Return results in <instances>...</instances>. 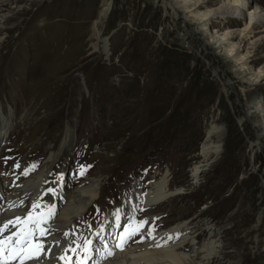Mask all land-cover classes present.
Returning <instances> with one entry per match:
<instances>
[{
    "label": "rangeland",
    "instance_id": "1",
    "mask_svg": "<svg viewBox=\"0 0 264 264\" xmlns=\"http://www.w3.org/2000/svg\"><path fill=\"white\" fill-rule=\"evenodd\" d=\"M244 1L264 12V0ZM218 5L204 0L202 10ZM164 6L0 0V183L2 173L23 168L27 176L18 172L11 191L52 154L50 180L74 165L86 175L65 193L97 180L84 217L117 204L108 223L127 203L138 208L135 182L146 192L165 175L180 190L142 215L148 224L165 229L185 219L197 241L220 226L211 264H264V24L252 21L241 35L249 19L233 6L222 17L213 11L202 35ZM215 37L225 50L215 49ZM212 122L226 128L221 151L193 178ZM66 131L73 135L64 146Z\"/></svg>",
    "mask_w": 264,
    "mask_h": 264
},
{
    "label": "bare ground",
    "instance_id": "2",
    "mask_svg": "<svg viewBox=\"0 0 264 264\" xmlns=\"http://www.w3.org/2000/svg\"><path fill=\"white\" fill-rule=\"evenodd\" d=\"M163 1L165 2V10L168 13L169 9V15H171L172 18H178L182 15L184 21H193L195 24H198V31L202 35L207 33L205 25L210 20L213 11L216 12L218 18L232 10L233 6L242 7L241 9L244 10V13L249 19L248 24L241 29V35L246 36V34L251 33L250 23L252 21L264 24L263 10L259 9L257 6L249 11L246 10L248 3L244 0H218L219 5L216 8L204 10H202V8L205 7L204 0ZM103 10L108 12L109 7H105ZM229 33L230 32H227V35ZM104 38L106 40V37ZM215 39V49L219 51L225 50L226 42H223L222 39L218 37H215ZM104 45V43L101 44L102 49ZM103 51L108 53L107 43L106 49H103ZM244 74L241 78L245 77ZM246 82L245 80V83ZM263 133L264 127L262 128V134ZM225 134L226 128L216 123L212 122L206 127L205 138L201 143L200 149L201 160L194 163L190 169L193 178H197L204 167L213 161L217 154H219ZM72 135V131H66L61 144L65 146L70 142L72 140ZM258 144L259 140L256 139L254 142L253 139L251 144L252 149L256 148ZM55 159L56 156L54 157L52 154L49 155L46 162L37 169L31 177L23 181L19 180L17 183L13 184L11 191H9L7 187L12 183L9 182L5 184L4 180L3 183H0V223L11 217H21L24 219L26 215L36 210V207H33L34 205L43 209L51 203L52 199L50 195L44 193V191L53 187L51 184L52 178L50 180L48 174L49 170L55 166ZM55 173L56 172H54V174ZM98 185L97 180H93V182L88 185H78L73 192L65 193L63 189L62 191L58 189V193L62 198V205H64L65 202L66 204L60 211L59 207H62V205L56 208V214L51 223L49 236L45 242L41 243L43 246L45 244L50 245V252L47 255V259L45 257L39 264H55V256L63 253L67 240L70 238V235L65 232L68 230L70 234L74 233L69 228L70 223L87 211L88 203H91L99 192ZM178 189L180 190V188L169 189L166 176L163 175L159 181L152 182L150 188L147 189L146 192L139 189L133 191L131 200L137 204L143 203L145 206L157 205L166 198L175 195L173 191H178ZM63 193H65L64 197L66 201L63 199ZM126 199L127 196L123 201ZM129 205L133 204L129 202L124 206L127 208ZM133 208L136 212L137 208L134 206ZM113 212L116 216L119 210ZM143 220L145 221V219ZM105 224H107L106 221ZM147 225H149L148 222ZM219 227L209 225L208 236L201 241H197L196 238L199 233L195 234L190 231L188 221L184 219L169 228L157 230L154 233L152 232L144 242L133 245L131 248L128 246L122 251L114 252L112 256L101 264H211L220 257V243L218 238L221 228ZM136 237L137 236H134V238ZM157 244L160 246L157 247ZM182 246H187V250H182ZM32 264H36V262Z\"/></svg>",
    "mask_w": 264,
    "mask_h": 264
},
{
    "label": "snow or ice",
    "instance_id": "3",
    "mask_svg": "<svg viewBox=\"0 0 264 264\" xmlns=\"http://www.w3.org/2000/svg\"><path fill=\"white\" fill-rule=\"evenodd\" d=\"M27 174V171L25 172ZM37 205H34L36 207ZM51 214V213H49ZM41 220L33 217L32 213L24 219L17 217L15 221H8L0 227V264H9L10 261H19V264H24L25 260L36 259V264H39L38 252L43 248L42 244L34 243L35 231L39 229ZM20 225L17 231L4 236L5 231H10L9 226ZM34 227H29V226ZM143 227V222L140 224H131L124 229L123 235L120 236V242L115 245L116 248L123 249L127 240L135 236ZM41 236L45 235L43 230H40ZM150 235V233H149ZM88 244L91 242L88 241ZM157 247L160 245L157 244ZM107 256H112V251H107ZM63 259V257H61Z\"/></svg>",
    "mask_w": 264,
    "mask_h": 264
}]
</instances>
